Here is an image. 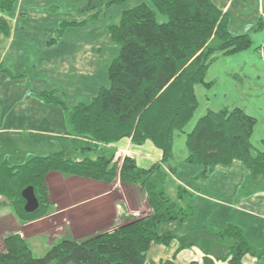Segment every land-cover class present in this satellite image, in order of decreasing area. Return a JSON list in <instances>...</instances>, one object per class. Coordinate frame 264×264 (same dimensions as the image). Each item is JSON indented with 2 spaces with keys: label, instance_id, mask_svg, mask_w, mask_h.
Listing matches in <instances>:
<instances>
[{
  "label": "trees",
  "instance_id": "trees-1",
  "mask_svg": "<svg viewBox=\"0 0 264 264\" xmlns=\"http://www.w3.org/2000/svg\"><path fill=\"white\" fill-rule=\"evenodd\" d=\"M15 1L0 0V11L10 13ZM127 1L87 0L83 12L94 14L79 23L61 22L56 39L50 43L58 40L68 27L96 21L103 8ZM228 23L226 13L212 0H144L124 10L118 23L106 24L118 53L108 64V85L101 86L89 102L79 101L68 107L55 96V90L37 93L43 101L64 111L71 135L83 137L89 144L78 149L80 160L68 157L61 149L28 157L20 164L3 160L0 206H9L23 223L44 217L50 208L45 177L56 171L106 184L116 179L131 184L145 197L146 210L137 215H122L116 227L82 240L63 236L39 257L34 256L19 234H9L2 242L0 264H144L152 245H168L175 238L172 233H159L157 226L187 220L193 211L181 203L189 195L183 187H178L175 199L167 195L163 166H170L173 158L175 133L185 129L197 109L195 85H211L205 82V73L217 54L232 55L252 45L249 32L234 34ZM0 32L9 33L3 18ZM255 123L256 119L240 108L206 111L186 135L185 163L200 166L199 177L207 178L217 166H229L238 160L249 169L251 180L264 178V148L257 151L250 142ZM125 139L133 146L150 142L161 153L159 162L141 168L130 156L116 158L115 146ZM176 170L170 166L171 173ZM28 186L33 187L39 203L30 213L24 210L21 195ZM210 235L232 240L224 255L229 264H241L244 255L257 254L242 229L233 224L216 233L211 231ZM178 240V250L187 246L186 237ZM198 246L207 253L213 252L208 243Z\"/></svg>",
  "mask_w": 264,
  "mask_h": 264
},
{
  "label": "crops",
  "instance_id": "crops-1",
  "mask_svg": "<svg viewBox=\"0 0 264 264\" xmlns=\"http://www.w3.org/2000/svg\"><path fill=\"white\" fill-rule=\"evenodd\" d=\"M142 1L128 0L121 5L103 8L96 21L68 27L54 43L50 42L56 39L61 22L79 23L94 14V11L83 12L87 0H16L10 13L0 11V18L5 19L9 26L8 35L0 32V163L6 159L11 164H20L28 157L50 154L59 149L64 150L68 157L81 159L78 149L89 142L83 137L71 135L64 111L58 105L46 103L37 93L55 90V96L61 98L68 107L79 101L89 102L99 88L107 84L109 61L118 53L106 24L109 21L118 23L124 10ZM212 2L228 16V28L232 33H250L252 45L232 55L217 54L205 73V82H211V85L198 84L194 87L197 109L187 127L174 135L170 166L177 168L176 173L169 171L170 166H163V171L167 174V195L175 199L177 188L182 185L189 195L181 203L194 209L200 207L198 219L196 222L193 221L195 218L175 221L162 227L160 233H172L175 236L173 239L178 242L152 245L144 264H162L165 261L170 264H205L204 259L209 264H229V259L224 260V255L232 240L217 239L210 235L211 231L216 233L227 224L242 229L245 239L257 252L255 255H244L241 264H264V178L251 180L249 169L238 160L229 166L219 165L207 177L212 185L213 197L193 190L176 178L178 162L184 163L188 156L186 133L208 110L235 107L255 117L250 142L257 151L264 148V0ZM259 24L261 26L257 28ZM17 74L25 76L16 78ZM233 78L239 81L234 84L236 88L230 82ZM222 82L231 85L229 94L232 97L228 100L224 99L226 95L218 93ZM115 148L116 158L121 160L124 156H130L141 168H148L160 160V151L150 142L133 146L129 139H125ZM187 165L189 178L197 173L200 175V166ZM56 176L58 180L68 177L67 181L71 180L70 185L73 187H68L63 194L57 187L51 189L46 183L50 188L48 194L53 199L50 207L56 208L52 214L19 224L10 207L4 205L0 206V227L5 218L12 217L17 224L14 233L26 242L41 237L52 244L63 236L81 240L116 227L122 215H131L124 213L128 211L126 205L129 202H137L138 207L133 204L137 209L134 211L143 213L146 210L139 200H131L130 191L137 188L133 185L120 184L118 180L106 184L63 176L57 172H49L45 181ZM119 187L131 201L123 203L124 209L118 211L119 204L116 202L120 189L117 194L113 193ZM191 195L195 197L191 198ZM207 203H213L218 208L207 209L208 216L204 218L200 213L205 211L202 208ZM43 219H47L49 224L53 222L60 226L54 229L47 227L50 229L48 233L44 230L46 227L42 233H32L29 225L36 223L42 226ZM52 235L55 238L53 242L50 241ZM184 237L187 246L178 250V238ZM207 243L211 245L212 253L198 246Z\"/></svg>",
  "mask_w": 264,
  "mask_h": 264
},
{
  "label": "rangeland",
  "instance_id": "rangeland-1",
  "mask_svg": "<svg viewBox=\"0 0 264 264\" xmlns=\"http://www.w3.org/2000/svg\"><path fill=\"white\" fill-rule=\"evenodd\" d=\"M237 78V77H236ZM233 80H234V83H232L233 82ZM230 82H231V85H233V87L234 88H236L235 87V83L237 82H239L238 80H235L234 78L233 79H230ZM106 85H108V81H107V84ZM105 85V86H106ZM229 85H230V83H228V82H222L221 83V85H220V88L218 89V93L219 92H221L223 95H226V96H224V99H226V100H228V99H230V97H232V95L231 94H229V91H230V89H231V85H230V87H229ZM228 89V90H227ZM217 93V94H218ZM241 99L242 98H240V100H239V102L241 101ZM235 108V107H234ZM196 118H197V116H196ZM195 118V119H196ZM255 118V117H254ZM256 119V118H255ZM195 125V124H194ZM194 125H193V127H194ZM187 127V126H186ZM193 129V128H192ZM191 129V130H192ZM190 130V131H191ZM187 134V133H186ZM178 151V150H177ZM178 153H179V151H178ZM178 153H176V154H178ZM180 155H178V157H179ZM177 157V158H178ZM185 162L183 163L182 161H179L178 162V168H179V171H178V173L176 174V178L177 179H179L180 181H182V182H185V184H187V186H189V187H191L193 190H200L201 191V193H204V194H210L211 196L213 195V193H212V190H211V188H212V185H210V181H209V178H207V179H205V178H202V177H199L197 174L196 175H194V176H192V177H190L189 178V175H188V173H187V169H188V165L187 164H185ZM183 165V166H182ZM190 166V165H189ZM52 172H56V171H52ZM198 172H199V170H198ZM59 172H57V174H58ZM48 174V173H47ZM61 174V173H60ZM62 175V174H61ZM64 176V175H63ZM58 178L59 177H49V179L47 180V181H45V184L46 183H48V185H49V187L51 188V189H54V188H58L63 194H64V192H65V190L66 189H68V187H73V185H70V182H71V180L70 181H67L68 180V177H65V178H63L62 180L60 179V180H58ZM116 180H118V179H116ZM119 181V180H118ZM119 183L120 184H125V183H121L120 181H119ZM129 185H131V184H129ZM182 186V185H181ZM46 187H47V185H46ZM115 187H118V186H115ZM205 187V188H204ZM50 188H48L47 187V191H48V189H50ZM122 187H119V188H115L114 189V193L113 194H117L119 191H120V193H119V195L120 196H118V194H117V198H119L118 200H117V202H116V204L118 205L119 204V206H118V211L122 208V209H124V204L126 203V202H129V201H133V200H135V199H137V200H139V202H140V205L142 204L143 206H145L146 207V203H145V197L141 194V192H140V190H139V188H135L134 189V191L132 192V191H130V197H131V200H129V197L127 196V195H124V193H123V189H121ZM120 189V190H119ZM178 189V188H177ZM119 190V191H118ZM59 191V192H60ZM244 192V191H243ZM195 197V195H191V198H194ZM213 197V196H212ZM113 198H115V196H113ZM219 198H221V197H219ZM196 199H197V197H196ZM196 199H195V202H196ZM221 200H224L223 198H221ZM136 201V200H135ZM48 202H49V205L51 206V202H53V199H52V197L51 196H49V194H48ZM124 203V204H123ZM130 203V202H129ZM129 203H127V205H126V207H128L127 209H128V211H125L124 213L126 214V213H130L131 215H134V214H138V211H134V210H137V209H135L134 207H135V205H133V204H136V207H138L137 205V202H134L133 204H129ZM198 205L200 206V203L198 202ZM2 206H4V205H2ZM198 206V207H199ZM203 206V205H202ZM216 206L213 204V203H207V205H206V207H204V208H202V209H205V211L204 212H202V213H200V216L201 217H204V218H206L207 216H208V211H207V209H210V210H212V209H214ZM218 207H216V209H217ZM11 209V208H10ZM199 209H200V207L199 208H197V209H194V208H192V211H193V214H192V219L193 218H195V220H193L194 222H196L197 221V219H198V212H199ZM56 210V208L53 206L52 208L50 207L49 208V211H48V214L47 215H45L44 217L46 218L47 216H49L50 214H52L54 211ZM11 211H12V209H11ZM214 211V210H213ZM122 214V213H121ZM13 217H15V216H13ZM43 218V217H42ZM44 218V219H45ZM15 219L18 221V223L19 224H26V223H30V222H33V221H35V220H31V221H29V222H20L16 217H15ZM43 219V222H41L42 224H40V225H42V226H39V225H37L36 223L35 224H33V223H31V224H33V225H29V227H30V231L32 232V233H42L41 231H43L42 229H44L45 227V231L48 233V231L50 230V229H47V227H53V228H51V229H54V227L56 228V227H58V226H60L59 224H54L53 222L51 223V224H49L48 222H47V219L46 220H44ZM63 221V220H62ZM60 222H61V220H60ZM173 222H175V221H170V222H165V223H161V224H159L158 226H157V231L160 233V232H162V227H165L166 225H168L169 223H173ZM198 223V222H197ZM4 225V226H3ZM3 225H1L2 227H0V250H1V248H2V242H3V239L6 237V236H8L9 234H12V233H14V230L16 229V225L17 224H15V222L13 221V218L12 217H9V218H5L4 220H3ZM5 227V228H4ZM8 230V231H7ZM6 231V232H5ZM60 232V231H59ZM41 235H43V234H41ZM40 235V236H41ZM57 235V234H56ZM92 235H94V234H92ZM91 235V236H92ZM90 236V235H89ZM35 238V237H34ZM47 240L48 239H46V238H36V239H31L30 241H27V243H29V244H32V245H29L30 247H31V249L33 250V254H34V256H37V257H39V256H42V255H44V253L47 251V249L49 248V246H50V244H48L47 243ZM82 240V239H81ZM51 242H53V241H55V238H54V236L52 235V237H51V240H50ZM173 241H177V240H175V239H173V240H171V242H173ZM178 242V241H177ZM179 244V243H178Z\"/></svg>",
  "mask_w": 264,
  "mask_h": 264
},
{
  "label": "water",
  "instance_id": "water-1",
  "mask_svg": "<svg viewBox=\"0 0 264 264\" xmlns=\"http://www.w3.org/2000/svg\"><path fill=\"white\" fill-rule=\"evenodd\" d=\"M25 204H24V210L28 213L35 211L38 206V200L34 194L33 187L28 186L25 189H23L21 193Z\"/></svg>",
  "mask_w": 264,
  "mask_h": 264
}]
</instances>
